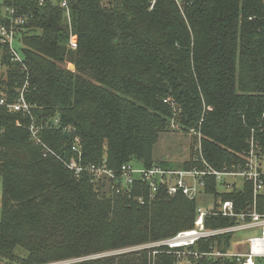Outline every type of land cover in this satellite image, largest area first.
Here are the masks:
<instances>
[{
    "label": "trees",
    "instance_id": "1",
    "mask_svg": "<svg viewBox=\"0 0 264 264\" xmlns=\"http://www.w3.org/2000/svg\"><path fill=\"white\" fill-rule=\"evenodd\" d=\"M60 1L0 2V25H9L6 7L25 16L15 34L21 60L0 42V97L12 101L24 87L30 105L29 113L0 106V262L97 255L71 264H177L167 246L124 249L192 228L196 200L162 189L150 197L138 182L115 194L104 179L75 176L63 160L74 157L75 136L84 164L105 160L114 171L131 160L201 167L197 142L218 170L241 164L251 138L264 155V0H67L68 16ZM30 122L42 126L40 143ZM178 129L195 133L189 158L176 166L154 161L159 134ZM204 191L214 202L232 200L237 214L252 207L249 181L226 190L209 177ZM263 202L264 186L257 211ZM236 223L204 217L207 229ZM233 233L189 248L232 252ZM183 259L240 264L225 255Z\"/></svg>",
    "mask_w": 264,
    "mask_h": 264
},
{
    "label": "built area",
    "instance_id": "2",
    "mask_svg": "<svg viewBox=\"0 0 264 264\" xmlns=\"http://www.w3.org/2000/svg\"><path fill=\"white\" fill-rule=\"evenodd\" d=\"M42 1L43 0H40V2ZM60 6L65 8L68 16L67 0H61ZM5 10L10 16L9 25H0V42L8 44L13 61H20L21 57L17 50L13 47V40L18 31V25L24 22L25 16L15 15L13 8L6 7ZM69 44L72 48H75L76 46L72 37L70 38ZM23 92L24 87L21 89L19 96L12 101H9L6 96H1L0 106L9 111L29 113L30 105L26 102ZM163 101L167 102L166 99ZM57 123L58 120L54 119V124ZM16 125L19 126V123L16 122ZM27 128L30 133V137L35 140V142L40 143L38 133L42 126H38L33 122H30ZM72 142L73 144L71 146V150L75 152V155L67 160H63L64 166L71 170L77 177L87 173L92 182H97L99 179L106 180L109 184L110 190L115 194L130 193L131 187L138 182L146 184L150 197L157 193L159 189H162L170 196L182 194L187 199L196 200L198 197L201 199L207 197L204 190L209 177L213 178L216 182L223 183L226 190L233 186H238L234 179L237 177H240L242 181H249L252 185L253 202L251 209L247 213H235L234 203L230 199H218L216 202L212 200L210 207H197V215L192 228L178 231L171 238L124 249V251L147 248L151 246H167L180 260H182L184 256L201 257L208 255L218 257L225 255L236 256L239 259L240 264H255L256 258H264V202L261 211H257L255 204V197L264 186L262 179V176H264V169L261 167V162L262 160L264 161V155L260 153L258 145L255 144L252 138L249 142V149L241 154L242 163L238 165H231L230 167L226 166L221 170L213 168L206 162L201 154L199 142L193 146L194 151L197 153L193 159L195 162H199L201 167L192 166L187 169H167L158 164H154L151 167H144L131 160L122 164L118 171L108 168L105 160L101 163L84 164L81 160L82 154L78 137L75 136ZM138 200L142 201V198L139 196ZM208 215L235 217L237 219V223L228 227L207 229L204 225V217ZM240 230H257L256 235L246 239L244 243L246 247L243 252H236L237 250H233L232 252L224 254L218 250L201 252L189 248V246L195 245L199 240H205L211 236L225 232H235ZM95 256L97 255L51 261L40 264H71L81 259L92 258ZM0 264L20 263L2 262Z\"/></svg>",
    "mask_w": 264,
    "mask_h": 264
},
{
    "label": "rangeland",
    "instance_id": "3",
    "mask_svg": "<svg viewBox=\"0 0 264 264\" xmlns=\"http://www.w3.org/2000/svg\"><path fill=\"white\" fill-rule=\"evenodd\" d=\"M19 43L20 41L18 40V37H15L13 40V47L17 51H19V47H20ZM2 69L3 68L0 67V71ZM194 136L195 133L191 131L184 132L179 129L167 130L161 132L155 144L153 145V149H152V157L154 161H160L165 159L169 161V163H171V165L173 166L179 165L182 162L186 161L190 156V147L194 141ZM261 167L264 169L263 160L261 162ZM234 179H235V183L238 184V186H241L242 179L240 177ZM0 193H1V189H0ZM196 204L197 206H202L203 208L210 207L212 204V197L207 196L204 199L198 197L196 199ZM256 234H257V230L235 231L232 237L234 240L232 243V250H237L236 252H241V251L243 252L244 248L242 247V245H244L246 239ZM237 244H242V245H237ZM256 262L257 264H264V258L263 259L256 258ZM177 264H189V263L186 262L184 259H182Z\"/></svg>",
    "mask_w": 264,
    "mask_h": 264
},
{
    "label": "crops",
    "instance_id": "4",
    "mask_svg": "<svg viewBox=\"0 0 264 264\" xmlns=\"http://www.w3.org/2000/svg\"><path fill=\"white\" fill-rule=\"evenodd\" d=\"M237 245H242V244H237ZM238 247H239V246H238ZM242 247H243V248H244V250H245V247H246V246H245V245H242Z\"/></svg>",
    "mask_w": 264,
    "mask_h": 264
},
{
    "label": "water",
    "instance_id": "5",
    "mask_svg": "<svg viewBox=\"0 0 264 264\" xmlns=\"http://www.w3.org/2000/svg\"><path fill=\"white\" fill-rule=\"evenodd\" d=\"M69 68H70V69H72V68H73V66L71 65ZM65 134H67V132H65Z\"/></svg>",
    "mask_w": 264,
    "mask_h": 264
}]
</instances>
